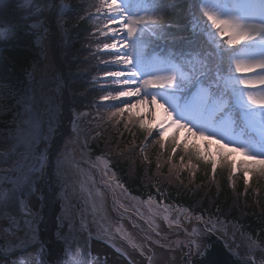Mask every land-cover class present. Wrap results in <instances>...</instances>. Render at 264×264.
Masks as SVG:
<instances>
[{"label": "trees", "instance_id": "1", "mask_svg": "<svg viewBox=\"0 0 264 264\" xmlns=\"http://www.w3.org/2000/svg\"><path fill=\"white\" fill-rule=\"evenodd\" d=\"M204 3L205 0H121V15L146 21H158L160 17L164 20L141 24L128 37L120 31L123 28L120 17L106 11L104 0H60L59 51L69 118L72 122L78 114L85 119L91 117L87 120L91 121L88 127L93 133L86 144V153L92 160L104 162L114 180L132 196L174 206L202 221L228 223L252 242L264 244V171L260 165L251 169L246 182L243 165L237 164L238 170L233 173L231 160L247 157L238 158L233 153L225 159L214 143L218 162L213 172L211 161L202 158L193 141L187 139L185 145L179 128L162 138L160 128H150L152 124L138 109L115 114L124 103H135L138 96L102 99L127 90L119 82L122 79L140 81L134 86L141 87L144 95H161L163 89H144L142 80L159 75L160 70L170 65L178 66L180 76L174 86L184 88L178 92L181 98H187L188 92V84L182 77L201 78L204 87L211 85L216 89L213 96L222 95L218 103L225 102L214 112V123L219 125L228 119L235 135L244 136L257 148V140L244 126L241 111L232 104L234 89H240L236 87L239 73L233 66L244 44L229 47L226 38L215 36L216 30L203 19ZM223 3L233 10L251 12L255 21L264 22V0H223ZM20 6V0H0V151L5 149L1 143L7 142L6 137L28 105L29 81L43 58V33L35 23L37 17ZM113 30L118 34L113 36ZM124 39L129 42L127 48L122 47ZM114 42L118 43V49L104 48ZM117 52L131 55L132 64L113 62ZM157 70L159 73L155 74ZM116 71H134L135 75L122 78L106 75ZM97 116L98 121H93ZM43 133L48 143L47 132ZM51 142L50 146L54 140ZM228 151L224 149L225 153ZM54 215L55 221H51V214L42 217L41 228L47 237L58 226Z\"/></svg>", "mask_w": 264, "mask_h": 264}, {"label": "rangeland", "instance_id": "2", "mask_svg": "<svg viewBox=\"0 0 264 264\" xmlns=\"http://www.w3.org/2000/svg\"><path fill=\"white\" fill-rule=\"evenodd\" d=\"M59 3L60 0H20V7L37 17L35 23L43 33V58L29 81L28 105L6 137L7 142L1 143L6 150L0 151V264H187L183 257L189 258L198 244L195 221L199 219L174 206L132 196L114 180L104 162L92 160L86 153L93 133L88 127L91 121L87 120L91 117L85 119L78 114L72 122L69 118L59 51ZM205 7L217 15L261 23L255 21L253 13L233 10L223 0H205ZM203 19L207 20L204 13ZM215 36L220 38L216 33ZM242 44L244 48L235 61L264 58V37ZM170 71L180 76L179 67L174 65L160 70L159 75ZM258 75L264 73L238 75L236 87L240 89L233 88L236 97L232 104L245 108L244 124L264 140V108L258 109L246 98L248 91L258 98L264 97V86L245 89L239 83L240 79H256ZM159 89L164 93L156 96L167 105L171 115L165 119L163 108L141 105L136 109L149 124L159 125L164 120L167 125L172 119L181 120L196 133L189 135L187 128H179L182 136L202 147L206 138L215 136V140L208 142L211 152L214 143L222 141L248 150L249 156H264V148H253L247 138L235 135L228 119L219 125L214 123V112L225 104L218 103L222 95L210 102L207 114L205 106L201 112H195L171 86ZM98 119L97 116L92 120ZM175 128L178 126L171 125L166 132ZM44 214H51V221H55L53 214L57 217L58 226L51 237L45 236L41 228ZM202 222L239 254L251 256L257 264L264 261V244L252 242L228 223Z\"/></svg>", "mask_w": 264, "mask_h": 264}, {"label": "snow or ice", "instance_id": "3", "mask_svg": "<svg viewBox=\"0 0 264 264\" xmlns=\"http://www.w3.org/2000/svg\"><path fill=\"white\" fill-rule=\"evenodd\" d=\"M106 5V11L113 13V16L120 17L119 23L123 25V28L120 30L122 33L126 34L128 37L133 36L139 25L144 23H164L163 17H160L158 21L145 20L142 17H129L128 15H121V0H104ZM210 8H203V13L207 17V20L210 22L211 26L216 30V35L220 38H226V44L229 46H236L242 44L245 41L253 40L257 37H264V22L259 24L256 23H247L245 19H235L228 18L223 15H217L215 11H210ZM118 33L115 30L112 31V35L115 36ZM129 42L127 39L122 41V47L127 48ZM105 49H118V43L114 42L112 44H105ZM116 53L115 60L113 62L121 63L124 65H131L133 62V57L131 55H121ZM235 71L240 74L241 77H247L249 75H254L257 73H264V58L259 59H237L234 63ZM108 76H114L116 78H122L129 75H135V72L127 73L124 71H116L114 73H106ZM203 76V73H201ZM184 81L188 84L187 99L185 103L189 105L195 112H201L205 105L208 104L213 94L216 92V89H212L211 85L208 88L204 87L201 78L199 77H182ZM177 81V76L175 72L170 71L167 75H155L149 76L147 79L142 80L143 86L146 88H164L174 85ZM122 85L127 87V90L117 92L115 97L104 96L103 100L109 99H120V98H129L133 96H140L142 94L141 87H135L134 85L140 81L133 79H122L119 81ZM239 83L243 85L245 89H253L257 86H264V75H258L256 79H240ZM247 101L260 108H264V97H256L251 91L247 92ZM141 105H155L158 108H163L165 110V119L168 115H171V111L160 101L156 95H152L149 99L148 95H143V99L137 100L135 103H124L123 107L116 109L115 114H123L124 112H131L132 109L139 108ZM171 125H177L178 128H187L189 135H195L193 128L189 124L183 123L181 120L172 119L170 124L165 125L164 120L159 122V125H149V127L157 126L160 128L162 138L167 135L166 128L171 127ZM144 126V125H142ZM200 136H204V133H199ZM215 136L205 139V146L201 147L199 144H196L193 141V145L196 147L197 151L201 153L202 158L210 160L213 168V172L216 170L217 157L214 152L210 151L209 140H215ZM185 145L187 146V137L184 138ZM218 148L217 151L227 159L232 156L233 153H241L246 156L247 159L236 161L235 159L231 160L233 165L232 171L235 173L238 168L237 164H241L244 167V176L246 182L250 179V171L255 165L261 166V171H264V157L257 155H248V150L244 148H237L229 144H223L222 141H216ZM224 149H229L227 153L224 152ZM176 149H173L175 152ZM191 252V248H189ZM187 260V256L184 257ZM264 264V261L261 262Z\"/></svg>", "mask_w": 264, "mask_h": 264}, {"label": "water", "instance_id": "4", "mask_svg": "<svg viewBox=\"0 0 264 264\" xmlns=\"http://www.w3.org/2000/svg\"><path fill=\"white\" fill-rule=\"evenodd\" d=\"M198 244L193 254L183 260L187 264H256L251 256L241 255L226 240L209 229L201 220L195 221Z\"/></svg>", "mask_w": 264, "mask_h": 264}]
</instances>
